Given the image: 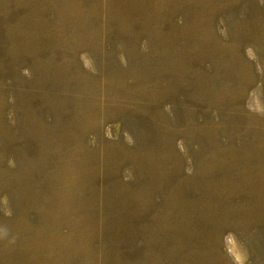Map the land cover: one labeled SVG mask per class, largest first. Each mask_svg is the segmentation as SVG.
Masks as SVG:
<instances>
[{
  "label": "rangeland",
  "instance_id": "obj_1",
  "mask_svg": "<svg viewBox=\"0 0 264 264\" xmlns=\"http://www.w3.org/2000/svg\"><path fill=\"white\" fill-rule=\"evenodd\" d=\"M0 264H264V0H0Z\"/></svg>",
  "mask_w": 264,
  "mask_h": 264
}]
</instances>
